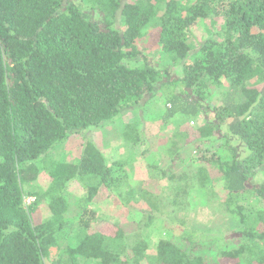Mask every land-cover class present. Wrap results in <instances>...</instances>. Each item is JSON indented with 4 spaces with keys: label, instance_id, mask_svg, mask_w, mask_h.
Listing matches in <instances>:
<instances>
[{
    "label": "trees",
    "instance_id": "obj_1",
    "mask_svg": "<svg viewBox=\"0 0 264 264\" xmlns=\"http://www.w3.org/2000/svg\"><path fill=\"white\" fill-rule=\"evenodd\" d=\"M83 2L101 18L71 0H0V264H46L61 233L71 243L53 264H210L215 256L264 264V183H252L264 172V0ZM200 19L222 24L217 37L194 46L190 37ZM145 30L158 32L161 54L182 68L181 77H169L162 86H183L200 96L173 94L172 114L195 117L206 91L212 86L218 93L215 121L174 132L169 164L154 167L159 191L144 181L133 183L124 161L110 162L90 138L76 162L49 155L72 133L113 121L162 81L164 71L149 64L137 44ZM131 60L142 62L130 65ZM224 124L225 146L218 150L216 135ZM123 135L138 143L137 123L127 124ZM230 136L245 145L244 157ZM210 166L221 176L211 175ZM41 169L51 183L26 204L37 193L25 185ZM73 182L87 202L106 190L124 205L139 198L149 209H136L144 217L127 233L118 224L94 231L95 211L85 208L67 233L65 193ZM194 191H204L233 225L221 233L194 226ZM43 200L47 218L41 216ZM156 214L166 215L172 230L182 233L179 243L158 238L150 252L143 232Z\"/></svg>",
    "mask_w": 264,
    "mask_h": 264
},
{
    "label": "rangeland",
    "instance_id": "obj_2",
    "mask_svg": "<svg viewBox=\"0 0 264 264\" xmlns=\"http://www.w3.org/2000/svg\"><path fill=\"white\" fill-rule=\"evenodd\" d=\"M68 1L64 0V3ZM71 1L81 5L94 18H101L100 14L86 5L83 0ZM198 22L193 28L190 37L194 46L197 43H205L211 36L217 37L215 33L220 29L222 24L221 21H213L211 19H200ZM118 24L117 22L116 25L118 26ZM158 37V32L145 30L144 36L137 43L139 48L143 49L147 62L155 68L164 71L163 79L156 85L154 91L146 94L138 104L123 108L113 121L102 124L99 127L72 133L67 140L53 147L49 153L50 157L65 162H76L82 155L86 138H90L105 153L110 162L115 160L124 161L125 169L128 171L130 180L133 183L144 181L152 189L156 191L160 190L159 178L155 174L154 167H165L169 164L170 157L167 148L171 137L178 127L182 130L193 132L196 127L205 122L215 121L216 117L212 106L218 105V93L212 86L206 91L207 98L204 99L202 97L203 99L200 101L201 108L195 117L183 112L172 114V105L169 98L173 94L186 97L187 93H190L196 100L200 99V96L194 91L186 92L183 86L170 88L162 86V83L167 81L169 77H181L183 72L180 65L172 64L163 57L160 52L161 47L158 43ZM141 62V60H131L130 65L140 64ZM223 83L224 85H228L227 80H223ZM130 123H137L138 125L140 141L136 144L125 140L123 135L125 126ZM227 132V124H224L221 130L217 132L216 138L219 140L215 145L218 150L224 148L226 140L222 138V135ZM228 140L231 146L238 148L240 157H244L248 153L245 145L237 138L230 136ZM190 152L195 155V151L190 150ZM187 156L188 154H186ZM209 169L211 175L214 177L221 176V173L215 167L210 166ZM51 180L46 170L41 169L38 178L31 184L25 185L28 191L37 193V195H28L25 198L26 204L37 201L36 199L48 188ZM252 183L256 186H261L264 183L263 170L257 172ZM65 195L69 201V210L65 214L67 233L71 231L72 225H75L82 217L85 208L95 211V218L92 222V229L94 231H106L105 225L118 224L127 233L136 231L137 223L144 217L139 211L149 209L148 205L139 198L134 199L129 206L124 205L119 196L112 195L106 190L102 191L91 202H87L85 199L86 193L77 182L70 184ZM190 202L192 208L190 216L194 226L205 231H219L221 233L233 225L230 219L215 211L216 206L212 205H217V203L208 201V196L204 191L192 192ZM211 203L213 204L211 205ZM39 207L41 208V216L47 218L50 215L48 201H40ZM86 217L89 218V215H86ZM172 228L173 225L166 215L156 214L155 219L151 221L148 228L143 232L144 237L150 245V252H153L158 238H167L178 243L180 242L179 236L182 233L181 230L179 228L172 230ZM69 243H71V238L68 235L59 234L58 246L51 248L50 257L45 260V263L53 264V260L59 256L60 252ZM209 263L239 264V262L235 263V261H221L217 256L211 257Z\"/></svg>",
    "mask_w": 264,
    "mask_h": 264
},
{
    "label": "built area",
    "instance_id": "obj_3",
    "mask_svg": "<svg viewBox=\"0 0 264 264\" xmlns=\"http://www.w3.org/2000/svg\"><path fill=\"white\" fill-rule=\"evenodd\" d=\"M31 204V203H30Z\"/></svg>",
    "mask_w": 264,
    "mask_h": 264
}]
</instances>
